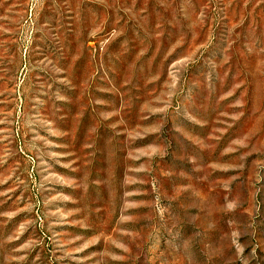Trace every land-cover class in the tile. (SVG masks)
I'll list each match as a JSON object with an SVG mask.
<instances>
[{"label":"rangeland","instance_id":"rangeland-1","mask_svg":"<svg viewBox=\"0 0 264 264\" xmlns=\"http://www.w3.org/2000/svg\"><path fill=\"white\" fill-rule=\"evenodd\" d=\"M0 264H264V0H0Z\"/></svg>","mask_w":264,"mask_h":264}]
</instances>
